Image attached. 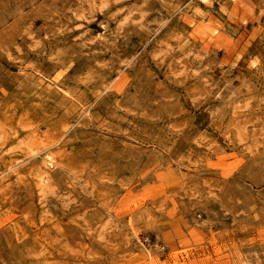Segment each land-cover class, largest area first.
Listing matches in <instances>:
<instances>
[{
  "label": "rangeland",
  "instance_id": "obj_1",
  "mask_svg": "<svg viewBox=\"0 0 264 264\" xmlns=\"http://www.w3.org/2000/svg\"><path fill=\"white\" fill-rule=\"evenodd\" d=\"M0 264H264V0H0Z\"/></svg>",
  "mask_w": 264,
  "mask_h": 264
}]
</instances>
